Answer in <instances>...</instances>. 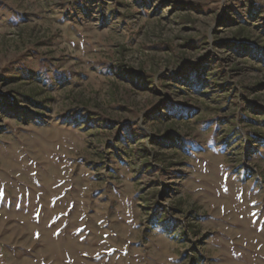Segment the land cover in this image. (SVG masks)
Listing matches in <instances>:
<instances>
[{"label":"rangeland","instance_id":"1","mask_svg":"<svg viewBox=\"0 0 264 264\" xmlns=\"http://www.w3.org/2000/svg\"><path fill=\"white\" fill-rule=\"evenodd\" d=\"M0 264H264V0H0Z\"/></svg>","mask_w":264,"mask_h":264},{"label":"trees","instance_id":"2","mask_svg":"<svg viewBox=\"0 0 264 264\" xmlns=\"http://www.w3.org/2000/svg\"><path fill=\"white\" fill-rule=\"evenodd\" d=\"M236 46H238V47H236V53H238L239 54V52H241V54H242V52L245 50L244 49V47L243 46H241L240 44H236ZM246 49L249 51V52H251V53H254L255 52V47L253 46V45H246ZM204 72V70L202 69V68H198L197 70H195V71H193V72H188V75L186 76V77H184L183 79H186V82L187 81H191V82H194V83H196L197 84V86H199V82L201 81V77H200V75L202 74ZM173 80L175 81H180L179 79H175V78H173ZM168 107H170L168 104H166V105H164L162 108H156V109H154L151 113H150V115L151 116H156V118H163V117H165V113H163L164 112V110L166 109V108H168ZM253 110V109H252ZM170 113L172 112V111H169ZM174 114V113H173ZM247 115H244V117L245 118H247L246 117ZM133 125H127V127L129 128H131ZM140 135H142V132L141 131H137ZM137 134V133H136ZM138 135V134H137ZM255 135L253 134V135H246V139L248 140V142H249V144H257L254 140L256 139L258 142H261V140L262 139H260L257 135H256V137H254ZM171 140V138L170 137H166V138H164V139H162V141H155L156 143H158V144H160V143H165V142H169ZM160 142V143H159ZM160 219V218H159Z\"/></svg>","mask_w":264,"mask_h":264}]
</instances>
